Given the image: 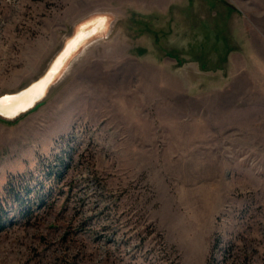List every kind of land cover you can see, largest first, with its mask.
I'll list each match as a JSON object with an SVG mask.
<instances>
[{"label":"rangeland","instance_id":"374dc122","mask_svg":"<svg viewBox=\"0 0 264 264\" xmlns=\"http://www.w3.org/2000/svg\"><path fill=\"white\" fill-rule=\"evenodd\" d=\"M76 30L0 118V264H264V0H0V96Z\"/></svg>","mask_w":264,"mask_h":264},{"label":"trees","instance_id":"16d2710c","mask_svg":"<svg viewBox=\"0 0 264 264\" xmlns=\"http://www.w3.org/2000/svg\"><path fill=\"white\" fill-rule=\"evenodd\" d=\"M56 174H50L49 178H52ZM21 180H10L3 189V199L0 198V228L8 221L9 219V209L8 203H13L18 205L22 209L20 210V215L25 216L29 209L32 207L30 197L33 193H36V189L30 188L32 181H23ZM206 264H209L207 262Z\"/></svg>","mask_w":264,"mask_h":264},{"label":"water","instance_id":"95a60500","mask_svg":"<svg viewBox=\"0 0 264 264\" xmlns=\"http://www.w3.org/2000/svg\"><path fill=\"white\" fill-rule=\"evenodd\" d=\"M100 18H102V17H100ZM96 19H99V18H96ZM96 19H94V20H92V21H95ZM102 19H104L105 20V18H102ZM92 21H89V22H87V23H85V24H89L90 25V27L92 28V26L93 25H91L92 24ZM82 25H84V24H82ZM82 25H80L79 27H81ZM78 27V28H79ZM105 27H106V20H105ZM77 28V29H78ZM105 28H103V29H101V30H99V31H97L96 33H94V35L92 36V37H90L88 40H90L91 38H93L94 36H96L97 34H99L101 31H103ZM77 31V30H76ZM76 31L74 32V34L64 43V45H63V47H62V49H61V51L56 55V57L53 59V61L51 62V64L49 65V67L47 68V70L45 71V73L40 77V78H38L37 80H35V81H33L32 83H30L27 87H25V88H23L22 90H20V91H18V92H15V93H12V94H4V95H2V96H0V98H3V97H20L23 93H25L26 91H28L30 88H32L34 85H36V84H38V83H40L41 81H43L46 77H47V75L49 74V72H50V70L52 69V67L54 66V64H55V62L57 61V59L60 57V55L62 54V52L64 51V49H65V47H66V45L68 44V42L69 41H71V40H73L74 38H75V34H76ZM88 40H86V41H84L83 42V44L85 43V42H87ZM83 44H81L80 46H79V48L83 45ZM79 50V49H78ZM77 51V50H76ZM75 51V52H76ZM74 52V53H75ZM73 53V54H74ZM72 54V55H73ZM68 59H70V57L68 58ZM60 70L62 71L63 69H59L58 71H57V73H55V77H53V79L47 84V86H46V92H47V90H48V88L50 87V85L56 80V78L59 76V74L61 73L60 72ZM45 97V95H42L40 98H38V99H35V100H33L32 102H30L29 104H27L25 107H23L22 108V110H20L19 112H18V114H16V115H3V116H0V118L1 119H4V120H14V119H16V118H18L19 116H21L22 114H25V113H27V112H29L30 110H32L41 100H43V98ZM9 105V104H8Z\"/></svg>","mask_w":264,"mask_h":264},{"label":"bare ground","instance_id":"6f19581e","mask_svg":"<svg viewBox=\"0 0 264 264\" xmlns=\"http://www.w3.org/2000/svg\"><path fill=\"white\" fill-rule=\"evenodd\" d=\"M75 38L73 40H71V42H74V44L72 43L71 46H69L68 44L66 45L64 51L62 52V54L60 55V57L57 59V61L55 62L54 66L52 67V69L50 70L49 74L47 75V77L41 81L40 83L34 85L32 88H30L28 91H26L25 93H23L20 97H10V98H15V99H10L7 101H4L5 105L8 104H16L18 106H23L25 107L28 103V101L30 100L31 102L35 99L40 98L42 95H46V89L45 87H43L42 89L39 87L43 82H45L47 79H51L52 76L55 75V72L57 69H59L60 67H62V62H64V60L67 58V56L71 53L72 49L75 47V42L80 40L79 38H82L83 36H77V31L75 34ZM88 37V36H87ZM92 37L89 36L87 38V40ZM78 51V50H77ZM66 56V58H64ZM64 58V59H63ZM71 58V57H70ZM63 59V60H62ZM69 59H67L68 61ZM64 68V67H63ZM62 68V69H63ZM61 72V71H60ZM50 82V81H49ZM48 82V83H49ZM22 107V108H23ZM5 115H9V114H5Z\"/></svg>","mask_w":264,"mask_h":264},{"label":"snow or ice","instance_id":"6c2138e0","mask_svg":"<svg viewBox=\"0 0 264 264\" xmlns=\"http://www.w3.org/2000/svg\"><path fill=\"white\" fill-rule=\"evenodd\" d=\"M98 23H103V21H99ZM10 99H15V98H10V97L0 98V116H3L5 114H10L14 116L18 114L20 110H22L23 106H18L16 104L5 105L4 101L10 100ZM30 102L31 101L29 100L28 103Z\"/></svg>","mask_w":264,"mask_h":264}]
</instances>
